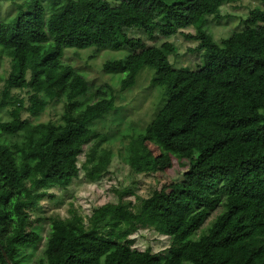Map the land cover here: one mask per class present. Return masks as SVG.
Listing matches in <instances>:
<instances>
[{
  "label": "trees",
  "instance_id": "obj_1",
  "mask_svg": "<svg viewBox=\"0 0 264 264\" xmlns=\"http://www.w3.org/2000/svg\"><path fill=\"white\" fill-rule=\"evenodd\" d=\"M9 1L21 3L12 19L0 22V49L12 55L7 87L32 88L41 81L51 86L61 77L67 81V99L79 95L84 79L61 66L64 49H107L119 33L128 56L107 61L106 72L125 73L121 90L149 67L167 95L144 132L130 141V172L154 170L149 142L164 146L172 157L192 159L175 192L154 191L140 202L124 200L127 192H119L95 206L86 224L73 211L67 218H52L36 264H264V12L249 10L244 28L216 43L206 30L207 17L218 20L221 5L231 0H58L48 16L43 0ZM141 4L155 18L138 12ZM187 28L194 34L185 36L197 42L192 51L202 52L191 71L172 67L169 42L158 48L126 33L140 31L153 41ZM114 104L109 87L60 127L30 125L16 113L13 120L0 121V246L11 264H31L24 250L35 247L40 235L30 214L46 190L66 189L77 179L82 146L97 136L88 125ZM20 129L22 140L10 143L7 137ZM218 180L227 194L225 210L193 240L205 210L218 201L208 198ZM193 197L204 211H196ZM141 229L166 236L168 248L163 253L133 248L129 236ZM0 264H7L1 250Z\"/></svg>",
  "mask_w": 264,
  "mask_h": 264
},
{
  "label": "rangeland",
  "instance_id": "obj_2",
  "mask_svg": "<svg viewBox=\"0 0 264 264\" xmlns=\"http://www.w3.org/2000/svg\"><path fill=\"white\" fill-rule=\"evenodd\" d=\"M120 1L125 3V0ZM17 3L0 0V22L15 16ZM55 3H58V0L42 1L46 15ZM251 9L264 12V3L260 0H231L224 3L220 7L218 20L207 17L206 30L216 43H221L233 32L244 28V20ZM137 11L155 18L154 13L143 4L138 6ZM126 33L129 37L142 38L148 45L153 44L158 48L162 43L169 42L173 51L167 54V58L174 69L191 71L201 62L202 52L192 51L197 42L185 36L194 34L192 28L183 30V34L161 37L153 41L147 40L140 31L128 30ZM123 43V36L117 33L116 42L107 49H64L61 66L72 67L84 79L80 94L70 99H67V81L59 77L61 70L56 72L55 75L59 78L51 86L41 81L38 86L32 88L7 87L5 80L11 71L12 55L10 51L2 52L0 49V121L13 120L12 115L16 113L19 120L30 125L50 124L60 127L64 125L66 118L77 117L87 105L94 102L98 91H108L110 87L115 96L113 110L88 125L90 131L97 136L92 135L82 146L78 157L80 172L77 179L66 189L46 190L39 206L30 214L31 226L37 229L40 235L35 247L24 250L29 255L28 261L31 264H36L43 256L52 218H67L73 211L81 216L86 224L95 206L117 198L119 192H127L124 200L136 199L137 202L149 197L154 191L175 192L176 183L192 166L191 156L172 157L164 146L149 142L146 143V148L154 159V170L138 175L130 172L127 161L130 141L144 132L164 106L167 95H164L163 88L153 81L155 72L149 67H143L139 71L132 86L120 90L119 81L125 77V73L106 72L104 64L107 61L126 60L128 53ZM32 98L38 102L37 106H33ZM7 140L10 143L22 140V129L8 136ZM213 197H218V201L208 210H205L197 198H192L196 211L205 210L201 225L193 233V240L204 236L225 210L227 194L222 180L216 181L212 192L208 194V198ZM129 238L134 241L132 247L141 251L163 253L169 246L166 236L151 229H141Z\"/></svg>",
  "mask_w": 264,
  "mask_h": 264
},
{
  "label": "water",
  "instance_id": "obj_3",
  "mask_svg": "<svg viewBox=\"0 0 264 264\" xmlns=\"http://www.w3.org/2000/svg\"><path fill=\"white\" fill-rule=\"evenodd\" d=\"M0 250L2 251V255L4 256L7 264H11L10 261L7 259L5 252L3 251L2 247L0 246Z\"/></svg>",
  "mask_w": 264,
  "mask_h": 264
}]
</instances>
